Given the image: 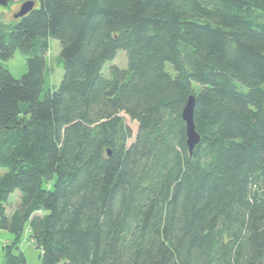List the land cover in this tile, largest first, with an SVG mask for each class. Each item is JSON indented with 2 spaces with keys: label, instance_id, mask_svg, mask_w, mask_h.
Masks as SVG:
<instances>
[{
  "label": "trees",
  "instance_id": "trees-1",
  "mask_svg": "<svg viewBox=\"0 0 264 264\" xmlns=\"http://www.w3.org/2000/svg\"><path fill=\"white\" fill-rule=\"evenodd\" d=\"M34 2L0 24L3 264H28L25 225L42 264H264V0Z\"/></svg>",
  "mask_w": 264,
  "mask_h": 264
},
{
  "label": "rangeland",
  "instance_id": "rangeland-1",
  "mask_svg": "<svg viewBox=\"0 0 264 264\" xmlns=\"http://www.w3.org/2000/svg\"><path fill=\"white\" fill-rule=\"evenodd\" d=\"M26 1L30 0H10L6 7H0V24L7 26L12 21L16 20L13 15L19 11L21 5ZM45 63L47 69L45 72L43 93L48 89L51 90L54 87H57L63 76L62 62L60 59V45L59 42L53 38H49L48 40V51L45 55ZM2 64L16 79L20 78L26 71V57L18 51L14 53L12 58L6 62H2ZM112 66H116L120 69L126 68V57L123 50L117 51L115 59L111 63L105 65L103 69L104 75H108L109 69ZM167 69L170 70L168 66ZM126 123L134 132L136 131V123L130 121L128 118H126ZM4 171L5 170L0 169V175L4 173ZM19 203L20 192L16 190L8 197L7 201L3 203L8 217L18 209ZM29 235L27 225H25L19 240V250L23 253L28 264H42V259L40 257L41 252L32 243ZM13 240L14 238L11 233L0 228V264H3L4 262V246L10 244Z\"/></svg>",
  "mask_w": 264,
  "mask_h": 264
},
{
  "label": "water",
  "instance_id": "water-1",
  "mask_svg": "<svg viewBox=\"0 0 264 264\" xmlns=\"http://www.w3.org/2000/svg\"><path fill=\"white\" fill-rule=\"evenodd\" d=\"M10 0H0V7H6ZM35 2L32 0L24 2L19 11L13 15L14 19H18L28 14L33 10ZM193 109H194V97L188 98L186 106L182 112L183 121L186 124L187 146L191 153L195 145L199 143L200 136L197 134L193 123Z\"/></svg>",
  "mask_w": 264,
  "mask_h": 264
}]
</instances>
